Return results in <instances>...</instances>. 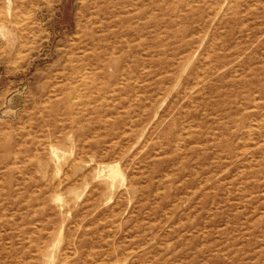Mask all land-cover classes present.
Masks as SVG:
<instances>
[{
  "label": "rangeland",
  "instance_id": "rangeland-1",
  "mask_svg": "<svg viewBox=\"0 0 264 264\" xmlns=\"http://www.w3.org/2000/svg\"><path fill=\"white\" fill-rule=\"evenodd\" d=\"M235 5L0 0V264H264V11Z\"/></svg>",
  "mask_w": 264,
  "mask_h": 264
},
{
  "label": "bare ground",
  "instance_id": "bare-ground-1",
  "mask_svg": "<svg viewBox=\"0 0 264 264\" xmlns=\"http://www.w3.org/2000/svg\"><path fill=\"white\" fill-rule=\"evenodd\" d=\"M236 5L232 9L231 20L235 21L236 25L240 21L246 22L252 18L257 11H264V0H235ZM243 13V15H240Z\"/></svg>",
  "mask_w": 264,
  "mask_h": 264
}]
</instances>
